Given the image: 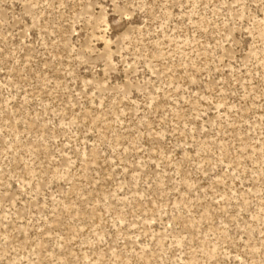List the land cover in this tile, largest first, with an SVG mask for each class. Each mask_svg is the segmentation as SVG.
<instances>
[{"label":"rangeland","instance_id":"rangeland-1","mask_svg":"<svg viewBox=\"0 0 264 264\" xmlns=\"http://www.w3.org/2000/svg\"><path fill=\"white\" fill-rule=\"evenodd\" d=\"M0 264H264V0H0Z\"/></svg>","mask_w":264,"mask_h":264}]
</instances>
